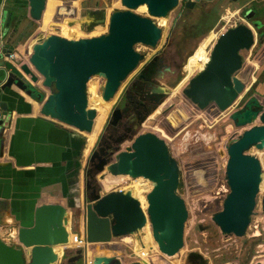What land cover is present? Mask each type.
<instances>
[{
  "label": "water",
  "instance_id": "water-1",
  "mask_svg": "<svg viewBox=\"0 0 264 264\" xmlns=\"http://www.w3.org/2000/svg\"><path fill=\"white\" fill-rule=\"evenodd\" d=\"M22 1L27 3L29 19L42 22L48 0ZM211 1L214 0H187L185 6L194 8L198 3ZM252 2L245 1L247 5ZM122 3L127 9L111 14L107 33L70 39L38 32L31 39V42L34 40L32 45L25 49L27 62L20 67L8 66L11 72L0 86V137L10 125L14 111L3 92L16 85L38 101L42 118L76 130L81 148L69 180L70 189L62 195L65 200H46L39 194L30 220L25 222L12 212L8 201L0 199V264H72L82 260L92 264H150L146 257L124 262V250L115 244L117 239L129 240L147 223L167 264H171L167 258H176L184 247L189 212L183 197L186 181L181 162L164 137L153 131H141V124L161 104L162 87L153 90L152 101L140 118V124L127 136L112 137V127L124 111L121 104L115 106L89 158L82 162V149L87 143L84 133L93 130L96 117L95 109L89 105V82L95 76L102 77L105 80L102 97L106 101L113 99L123 81L145 57L137 50V45L155 47L162 37L163 30L154 19L134 10L146 5L151 16L166 17L179 0H122ZM256 14L254 8H248L245 18L252 24L241 23L221 33L210 60L190 79L184 93L197 109L202 111L214 105L217 111L224 112L246 90L243 77L249 80L250 76L242 74L245 59L241 52L255 45L258 33L261 53L264 51V23L260 18L254 19ZM12 48L5 44V50ZM160 60L169 73L171 68L165 66L163 57ZM162 70L159 69L160 75L164 74ZM230 119L236 127L251 126L226 143L229 192L223 209L213 220L223 234L242 237L258 206L264 178L260 158L248 153L253 147L264 149V97L251 95L243 107L230 114ZM257 121L260 124H255ZM118 176L142 177L152 183L146 193V208L130 190L105 187L109 177ZM261 203L264 212V193ZM74 209L82 216L79 223L81 218L84 221L85 244L67 257L69 247H65L61 255L56 247L69 244L72 234L77 232L72 220ZM3 230H7L12 241L2 235ZM89 246L93 251L91 257ZM187 262L208 264L204 254L196 250L189 252Z\"/></svg>",
  "mask_w": 264,
  "mask_h": 264
},
{
  "label": "rangeland",
  "instance_id": "rangeland-1",
  "mask_svg": "<svg viewBox=\"0 0 264 264\" xmlns=\"http://www.w3.org/2000/svg\"><path fill=\"white\" fill-rule=\"evenodd\" d=\"M52 1L54 3L57 1V6H55L50 27L43 28L44 14L42 22L31 20L35 24L33 30L32 27H29V23L20 25L18 29V34L22 35L20 49H26L27 45L30 47L34 41L31 42V39L38 32L42 35L59 34L70 39L107 33L111 14L116 10L127 9L122 0ZM186 1L179 0V4L163 18L151 16L146 5L134 10L140 15L154 19L163 30L162 37L155 47L137 45V50L143 53L145 57L123 81L118 90V96L107 113H104L100 108L97 109L91 106L93 109L96 108V117L93 130L84 133L88 135V143L93 146L90 152L86 154V159L89 158L98 142L119 98L137 81L138 73L142 72L148 61L155 56H162L165 66L170 67L171 70L169 73L163 74L164 76L159 79L158 85L145 86L152 93L156 87L160 86L164 89V94L160 96V106L142 126L141 131L156 132L172 146V151L181 162L184 172L186 193L183 197L189 212L185 226L184 247L176 258H167V260L171 264H188L187 256L189 252L196 250L204 254L208 264H256L260 261L264 262V212L261 203L264 193V178L258 197V206L251 217V224L245 236L225 235L213 220L214 215L223 209L224 200L229 192L226 176L228 160L226 143L230 138L241 135L245 129L251 126L236 127L230 119V114L243 107L251 95L259 94L264 97V51L261 53L262 41L260 34H256V43L250 50L241 52L245 59L242 74L249 73L250 78L248 80L247 76L243 77L247 83L246 90L231 107L224 112H220L217 111L214 105H211L201 111L184 93L190 79L204 68L193 71L190 63L200 44L205 42V56H209L218 37L225 30L241 23L252 24L250 20L245 18V12L248 8H254L258 14L264 13V1H254L247 5L246 0H240L239 2L214 0L198 3L194 8H187L185 6ZM47 8L44 13L47 12ZM211 8L215 9L217 21L211 30H205L201 34L196 26L204 18L205 12ZM74 27H77L78 30ZM72 29L74 30L71 32ZM13 44L18 46L19 43H17V40H13ZM104 82L105 80L102 77L95 76L88 84V95L90 96V93H92L94 104L101 102V89ZM102 115L106 116L102 118ZM255 124H260V122L257 121ZM221 151H224L223 155ZM248 153L258 156L264 169V149L260 150L253 147ZM116 179L117 177H109L105 187L107 189L113 187L125 190L134 189L135 187L132 185L137 184L139 179L140 184L146 185L147 188L152 185L151 182L142 177L131 179L126 176L123 177L122 182H118ZM146 191L139 192L144 208L147 206ZM79 217H82L80 211L74 209L72 220L75 222L77 232H82L84 221L81 218L79 223ZM66 224L69 228V219ZM6 231L3 230L2 235L12 241ZM72 242L73 238L69 244ZM69 244L63 245L61 248L62 254L65 247H69L67 257L73 256L76 249H78L75 244ZM115 244L123 248L125 253L123 261L126 263L146 257L150 264H167L160 255L161 252L154 242V238H150L145 229L130 236L129 240L126 238L117 239ZM92 254L93 251L89 246V257ZM72 264L92 263L82 260L74 261Z\"/></svg>",
  "mask_w": 264,
  "mask_h": 264
},
{
  "label": "crops",
  "instance_id": "crops-1",
  "mask_svg": "<svg viewBox=\"0 0 264 264\" xmlns=\"http://www.w3.org/2000/svg\"><path fill=\"white\" fill-rule=\"evenodd\" d=\"M55 6L57 1L56 3L48 1L44 29L50 27ZM20 10H26L29 19L26 2L0 0V48L1 42L9 44L20 56L18 66L6 61L4 57L0 58V86L5 83L11 72L8 67L10 64L19 67L28 60L26 50L20 49L22 43V36L18 34L20 26L16 28L18 19L14 20L13 16L14 13L20 15ZM9 21L10 25L7 26ZM25 22L27 19L21 17L19 25ZM13 40H17L18 46H13ZM3 97L9 100L14 111L10 125L0 137V199L8 201L12 212L27 222L39 194L46 200H65L62 195L70 189L69 180L73 177L81 140L73 128L42 118L38 101L16 85L6 89ZM92 147L87 137V143L82 149L83 163ZM7 220L10 221L11 218Z\"/></svg>",
  "mask_w": 264,
  "mask_h": 264
},
{
  "label": "flooded vegetation",
  "instance_id": "flooded-vegetation-1",
  "mask_svg": "<svg viewBox=\"0 0 264 264\" xmlns=\"http://www.w3.org/2000/svg\"><path fill=\"white\" fill-rule=\"evenodd\" d=\"M260 18L262 22L264 23V13H257L254 19ZM157 57L156 60H154V57L152 60L148 61L142 72L138 73L137 75V81L134 82V84L128 88L125 93L119 98V101L117 105L121 104V106L124 108V111L121 114V117L119 118L118 122L113 125L112 131L113 135L112 137H122L127 136L131 133V131L140 124L139 120L142 118V116L147 111L150 102L152 101V92H149V90L145 87L147 85H158L159 79H161L162 75H160L159 69L162 70V72H165L164 67L162 66L161 58L162 56H155ZM139 74H142L143 77H139ZM164 76V75H163ZM116 105V106H117ZM155 112V111H154ZM153 112V113H154ZM152 113V114H153ZM151 114V115H152ZM149 115L145 120L144 123L141 125L143 126L146 121L151 116ZM108 123V120L106 122V125ZM105 125V127H106ZM112 142V139H110ZM126 177V176H123ZM123 177L118 176L116 181L122 182ZM140 180H138L139 184ZM137 184L134 183L132 186H134L135 190L138 192ZM148 191H146L147 193ZM139 195V193H138ZM140 197V195H139ZM141 200V197H140ZM78 262V261H75Z\"/></svg>",
  "mask_w": 264,
  "mask_h": 264
},
{
  "label": "bare ground",
  "instance_id": "bare-ground-1",
  "mask_svg": "<svg viewBox=\"0 0 264 264\" xmlns=\"http://www.w3.org/2000/svg\"><path fill=\"white\" fill-rule=\"evenodd\" d=\"M47 4H48V2H47ZM143 7H145L144 5H142ZM141 7V6H140ZM46 8H47V6H46ZM46 10V9H45ZM45 14H46V12L44 13V17H45ZM158 18H163V17H158ZM78 23H80V21H78ZM74 29H77V27H74ZM74 29H72L71 30V32L74 30ZM78 30V29H77ZM76 31V30H75ZM77 36V35H76ZM205 42H202L201 44H200V46H199V48L197 49V51H196V53H195V56H194V58H192L191 59V67H192V70L193 71H196V70H198V69H201V68H203L204 66H205V63H206V61L208 60V58H209V56H205ZM208 55V54H207ZM92 85V84H91ZM90 85V86H91ZM91 88V87H90ZM96 89V88H95ZM89 90V89H88ZM93 91V90H92ZM95 92V91H94ZM117 96H118V92L116 93V95H115V97L113 98V99H111L110 101H106V100H104L103 99V97H102V99H101V102H96L95 104L93 103V100H94V97H93V95H92V93H90V96H89V99H90V103H89V105H90V107L91 106H94V107H96L97 109H102L103 110V112L104 113H107L108 111H109V109H110V107L112 106V104H113V102L116 100V98H117ZM96 97V96H95ZM95 108V109H96ZM106 115H102V118L103 117H105ZM118 178V177H117ZM117 180V179H116ZM140 180V179H139ZM147 181V180H146ZM150 182V181H149ZM137 187H138V189L140 190L139 192L141 193V192H143V191H145V190H147V191H150V189L152 188V185L151 186H149L148 188H147V186L146 185H142V184H140V182H139V184H137ZM137 189V190H138ZM131 192H132V194L134 195V196H136L137 198H139V200H140V197H139V195H138V193L139 192H137L135 189H129ZM141 201V200H140ZM142 203V202H141ZM143 229H145V231H147L148 232V234H149V236H150V238H152L153 239V237H152V233H151V227H150V224L149 223H147V225L143 228ZM259 233V232H258ZM260 234V233H259ZM73 244H74V242H72ZM71 243V244H72ZM71 244H69V245H71ZM62 246L63 245H61V246H57L56 247V251L61 255V248H62Z\"/></svg>",
  "mask_w": 264,
  "mask_h": 264
},
{
  "label": "trees",
  "instance_id": "trees-1",
  "mask_svg": "<svg viewBox=\"0 0 264 264\" xmlns=\"http://www.w3.org/2000/svg\"><path fill=\"white\" fill-rule=\"evenodd\" d=\"M20 15H18L17 16V14L16 13H14V20L15 19H18V22L16 23V28H18L20 25H19V23L21 22V17L23 18V19H27V22H25V23H29V27L31 28L32 27V30L35 28V24L31 21V20H29L28 18H27V15H26V10H20ZM215 9L214 8H211L210 10H207L206 12H205V16H204V18L201 20V22L196 26L197 27V29L201 32V34H203L204 33V31L205 30H211L212 28H213V26H214V24L216 23V21H217V18L215 17ZM20 21V22H19ZM31 30V29H30ZM18 31V30H17ZM22 36V35H21ZM13 46H15V45H13ZM14 48V47H13Z\"/></svg>",
  "mask_w": 264,
  "mask_h": 264
},
{
  "label": "built area",
  "instance_id": "built-area-1",
  "mask_svg": "<svg viewBox=\"0 0 264 264\" xmlns=\"http://www.w3.org/2000/svg\"><path fill=\"white\" fill-rule=\"evenodd\" d=\"M1 38H2V36H1ZM4 48H5V44L3 42H1L0 54L3 55V57L5 58L6 61L12 62L15 65L17 64L16 66H18L20 64V56H19L18 51L14 48L7 49V50H5ZM209 60H210V53H209V58L206 61L205 65L207 64V62ZM120 189H123V188H120ZM81 231L83 232V230H81ZM82 232H74L72 234L73 242L76 245V247L84 246V244H85L84 234Z\"/></svg>",
  "mask_w": 264,
  "mask_h": 264
}]
</instances>
